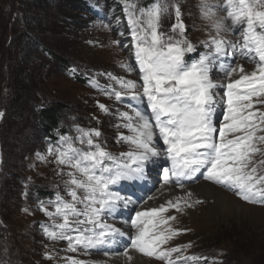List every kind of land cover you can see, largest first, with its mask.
Returning <instances> with one entry per match:
<instances>
[{"label": "rangeland", "instance_id": "obj_1", "mask_svg": "<svg viewBox=\"0 0 264 264\" xmlns=\"http://www.w3.org/2000/svg\"><path fill=\"white\" fill-rule=\"evenodd\" d=\"M36 1L5 0L3 4L6 8L0 2V113H3L0 117V264H69L70 257L87 261L88 264H118L109 258L113 256V252L109 250H114L109 248H114L115 244L125 246L116 256L123 255L125 251H135L131 248V238L136 230L130 226L131 221L135 219L137 211L152 208L150 203L159 188L170 185L174 189H189L202 183L235 197L246 205V210L241 211L235 207L232 215L223 216L216 208L215 199H200L202 203L196 204L198 207L193 209L189 208L186 214L169 210L164 215L177 217L175 221H170V225L187 230L165 245L166 248L182 249L181 253L173 254L174 264H264V207L241 201L223 186L205 180L203 172L191 179L181 178L179 184L172 177V182L165 184L164 171L171 169L172 163L158 129L155 128L154 141L155 146L160 149L159 157L147 164L143 178L127 180L123 189L114 191L120 194L122 200H130L131 203L127 207H118L105 219L106 223L123 230L130 242L120 244L115 240L112 244L98 246L87 252L81 249L69 252L66 241H51L47 238L43 226L51 225L52 221L40 210V205L43 202L49 207V211H54L51 202L57 195L66 201L71 200L66 191L69 169L55 163L54 157L47 154L49 147H57L62 143L61 137L56 142L44 137L33 107L35 104L48 107L50 103L63 107L65 115L61 126H69L71 130L65 137L71 138L78 148L86 147L80 145L77 139V129H83L98 130L101 135L93 139L115 157L133 150V145L120 139L121 135H135L125 127L128 121L123 119L122 114L127 112L135 125L137 118L133 109L142 106V114L150 120L152 112L147 98L142 95L143 81L139 65L135 61L125 4L134 3L136 10L151 9L153 5L148 3H154V0H46L44 10L34 8L32 12L44 19L40 22L42 26L38 28L41 24H31L29 35L24 37L28 43L32 38L35 44L23 50L19 44L21 41L16 40L12 46L11 41L18 36L24 22L22 4ZM82 1L85 2L84 7L81 5ZM155 1L167 9L159 19V32L165 34V40L180 32V29L172 31L177 23L175 6L178 5L181 12L179 19L185 26L183 35L196 50L198 47L202 48L198 57L209 51L204 46V41L210 38L211 21L202 15V0ZM203 2L219 6L224 0ZM15 3L17 5L14 7ZM218 15L222 16L223 13ZM29 22L30 20L26 21V25ZM222 35L227 40L240 39L236 33ZM42 46L50 54L45 55L40 49ZM30 51L33 65L28 71L30 90H27L13 85L12 77L17 72L14 58L22 66L23 57H29ZM197 54L198 51L193 52L189 57L185 53L184 59L191 63L196 60L194 56ZM233 59L237 63L247 64L250 71L254 68L246 59H241L238 53H230L229 57H222L223 61L219 62L231 64ZM128 65H131V71L125 67ZM106 74L134 81L140 98L133 99L131 95H124L118 101L114 95H106L105 92L111 93L113 88L122 90L117 81ZM76 75L84 78L82 84L75 78ZM212 77L214 80L219 77L223 81V72L213 69ZM16 90L24 92L23 102L12 109L9 98ZM216 91L222 93L224 89ZM125 100L127 101L124 103ZM129 102L131 107L128 106ZM99 104L105 105L109 111H102ZM225 112L226 105L217 107L214 116L217 127L223 124ZM39 157L45 159L42 161ZM261 160H264V154L257 153L253 157L258 172L264 173V164L259 163ZM184 257L188 259L185 260ZM145 258L154 264H166L162 260Z\"/></svg>", "mask_w": 264, "mask_h": 264}, {"label": "snow or ice", "instance_id": "obj_2", "mask_svg": "<svg viewBox=\"0 0 264 264\" xmlns=\"http://www.w3.org/2000/svg\"><path fill=\"white\" fill-rule=\"evenodd\" d=\"M166 11L155 0L151 9L136 10L134 3L125 4L135 61L143 81L142 95L152 112L150 120L133 109L135 125L127 112L122 114L128 121L125 127L135 135H121L120 139L133 145V150L115 157L93 139L101 135L98 130L83 129H77V139L86 147L78 148L71 138L61 137L59 146L47 150L55 163L69 169L66 191L71 200L57 195L51 202L54 211L41 202L40 210L52 221L43 227L49 240L66 241L69 252L78 249L87 252L112 244L117 236L125 235L120 228L105 222L118 207L131 203L122 200L111 186L122 180L143 178L147 164L159 157L153 128L158 129L172 163L171 169L164 171L165 184L172 182V177L179 184L181 178L191 179L203 172L205 180L223 186L241 201L264 207V173H259L253 163L257 153L264 154V107H261L264 106V0H224L219 6L202 0V15L211 21L210 38L204 41L209 51L191 63L185 61V53L196 49L183 35L185 26L179 19L178 5L175 6L177 23L172 31L180 29V32L167 40L159 32V19ZM220 12L222 16L218 15ZM222 33H236L240 39L227 40ZM230 53H238L241 59L253 64V70L246 71L235 59L231 64L219 62ZM125 67L132 70L131 65ZM213 69L223 72V81L219 77L213 79ZM106 75L122 89L113 88L106 95H114L118 101L124 95L140 98L134 81ZM217 89L224 91L220 93ZM222 105H226L224 122L217 127L214 116ZM98 107L105 113L109 111L103 104ZM259 163L264 164V160ZM200 203V200L192 201L188 193L187 199L178 197L159 207L137 211L130 225L136 230L131 248L144 257L174 264L173 254L181 253L182 249L165 245L187 230L172 227L170 221L177 217L164 214L169 210L183 212ZM123 255L132 259L127 251ZM68 259L69 264H88L84 260Z\"/></svg>", "mask_w": 264, "mask_h": 264}, {"label": "trees", "instance_id": "obj_3", "mask_svg": "<svg viewBox=\"0 0 264 264\" xmlns=\"http://www.w3.org/2000/svg\"><path fill=\"white\" fill-rule=\"evenodd\" d=\"M4 1L5 0H0V2L2 3V5H1L2 7H5L3 4ZM84 3L85 2L82 1L81 5L85 6ZM46 4H47L46 0H37L36 2H33V3H23L22 4V8H23L22 11L24 13V15L22 17H23L24 22L22 23V27L18 33L19 37L17 36L18 38L15 37V39L13 41H11L12 46H13L14 42H16V40L21 41V43L19 42V44H21L20 48L22 47L23 50L28 48L31 44H33V43L35 44V42L32 41V38H30L31 40L28 43V42H26V38H24V37L29 35V33H30L29 30L33 24L39 23V25H40L44 21V19H42V17L39 14L34 15L32 12H33L34 8H41L44 10L45 9L44 7L46 6ZM16 5H17V3H15V5H13V6L15 7ZM13 6H12L11 10L13 9ZM28 20H30L29 25H26V21H28ZM41 26H42V24L38 28H40ZM21 37H22V39H21ZM39 46H40V42H39ZM40 49L45 55L50 54V52L48 50H46L43 46ZM31 54L32 53L30 51L29 57H26L24 55L26 58L23 57L22 66L16 60L17 58H14V63L16 64L17 72L12 77L13 85L20 86V87H22V89H27V90L29 89L28 88L29 87L28 71L30 70L29 69L30 66L33 65ZM21 61H22V59H21ZM65 63H64V65H65ZM75 78L77 80H79L78 82L81 84L84 82V80H83L84 78L82 79L80 75H76ZM14 93H12V96H10V98H9V100L12 104V109L16 108L20 103H22L23 97H24L23 96L24 92H22V91L16 90ZM33 108L35 109V115L38 118L37 121L39 123L40 131L44 135V137H46L48 140H50L52 142L53 141L56 142L59 140V137H63V136L65 137V136H67L68 133L71 132L69 126H67V127L61 126L62 122L64 121V115H65L63 107L61 108L60 106H58L56 104L50 103L48 105V107L39 106V105L35 104Z\"/></svg>", "mask_w": 264, "mask_h": 264}, {"label": "bare ground", "instance_id": "obj_4", "mask_svg": "<svg viewBox=\"0 0 264 264\" xmlns=\"http://www.w3.org/2000/svg\"><path fill=\"white\" fill-rule=\"evenodd\" d=\"M242 63V62H241ZM245 66L246 71H250V67L246 64H243ZM220 77V76H219ZM172 187V186H171ZM169 186H163L159 188L157 192L154 194V198L152 203L149 205L152 208L159 207L161 204H164L167 200H175L178 197H183L187 199V194L191 193V200H200V199H215V205L218 210L223 213V216L232 215L234 212V208L238 207L241 211L246 210V205L242 204L240 201H238L235 197L227 195L223 192H221L220 189L214 186H210L208 184L202 183L199 185L193 186L194 188L189 189H177L171 188ZM152 200V199H151ZM191 202V201H190ZM146 206V205H145ZM198 207L197 205H195ZM194 206V207H195ZM144 208V207H143ZM214 206L211 208L213 210ZM193 209V207H192ZM197 210L198 208H194ZM189 208L184 209V213L186 214V211H189ZM194 210V211H195ZM145 211V210H144ZM191 215V212H190ZM133 250V249H132ZM129 255L132 257L131 260L128 259V257L124 255H114L110 256L109 258L114 261V263L118 262V264H154L151 260L141 256L136 251H130ZM124 256V257H122ZM105 257V256H104ZM99 259V258H98ZM108 259V258H107ZM102 262V261H101Z\"/></svg>", "mask_w": 264, "mask_h": 264}]
</instances>
